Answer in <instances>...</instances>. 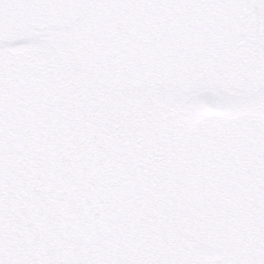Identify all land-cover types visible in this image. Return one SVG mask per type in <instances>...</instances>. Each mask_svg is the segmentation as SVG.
Masks as SVG:
<instances>
[{
  "label": "snow or ice",
  "instance_id": "snow-or-ice-1",
  "mask_svg": "<svg viewBox=\"0 0 264 264\" xmlns=\"http://www.w3.org/2000/svg\"><path fill=\"white\" fill-rule=\"evenodd\" d=\"M0 264H264V0H0Z\"/></svg>",
  "mask_w": 264,
  "mask_h": 264
}]
</instances>
